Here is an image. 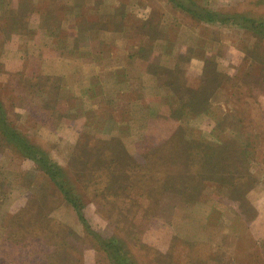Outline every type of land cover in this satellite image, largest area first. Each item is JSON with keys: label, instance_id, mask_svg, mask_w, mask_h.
I'll list each match as a JSON object with an SVG mask.
<instances>
[{"label": "rangeland", "instance_id": "1", "mask_svg": "<svg viewBox=\"0 0 264 264\" xmlns=\"http://www.w3.org/2000/svg\"><path fill=\"white\" fill-rule=\"evenodd\" d=\"M104 239L264 264V0H0V264Z\"/></svg>", "mask_w": 264, "mask_h": 264}, {"label": "trees", "instance_id": "2", "mask_svg": "<svg viewBox=\"0 0 264 264\" xmlns=\"http://www.w3.org/2000/svg\"><path fill=\"white\" fill-rule=\"evenodd\" d=\"M21 141V140H20ZM26 146V150L29 154L30 157H32L34 160L37 161L38 166L42 168V170H44L46 173H48L51 177L56 176L59 172H58V166L55 164H47L48 163V159L46 157L40 156L39 153L35 152L32 145L30 144H25L23 143V147ZM35 152V153H33ZM36 154V155H35ZM61 192V191H60ZM63 194V196L66 198L67 197V193L66 192H61ZM113 240H105L104 239V244L101 242L100 246L102 248V250H104L106 252V254L108 255V257L111 259L112 262H115L113 260V258L115 257V259L117 258L119 264H122L123 262H126L125 257H119L118 255H120L122 253V249L124 248V246L122 245H114V243L112 244ZM125 249V248H124ZM118 254V255H117ZM114 256V257H112ZM116 263V262H115ZM127 263V262H126ZM114 264V263H113ZM118 264V263H117Z\"/></svg>", "mask_w": 264, "mask_h": 264}]
</instances>
